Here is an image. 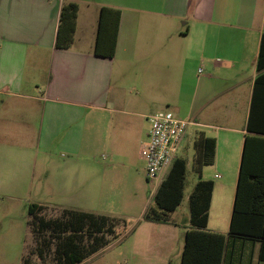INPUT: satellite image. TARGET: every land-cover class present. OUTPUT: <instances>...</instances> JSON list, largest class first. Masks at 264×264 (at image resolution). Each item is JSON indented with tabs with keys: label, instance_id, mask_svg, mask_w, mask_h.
Instances as JSON below:
<instances>
[{
	"label": "crops",
	"instance_id": "1",
	"mask_svg": "<svg viewBox=\"0 0 264 264\" xmlns=\"http://www.w3.org/2000/svg\"><path fill=\"white\" fill-rule=\"evenodd\" d=\"M67 2L77 5V15L63 49L55 40ZM103 6L119 11L111 57L94 53ZM263 31L264 0H0L3 127L12 128L10 115L18 114L22 127L34 129L37 112L36 142L44 154L52 146L72 157L85 153L68 166L91 162L87 147L101 131L105 171L142 160L148 116L170 108L189 122L180 146H193L200 135L215 140L213 162L200 179L212 182L204 230L225 236L221 264H264L260 240L228 233ZM86 179L81 171L62 174L60 190L48 182V196L36 204L103 215L87 207ZM65 184L73 191L64 193ZM145 223L130 242L131 264H180L189 213L183 223L170 217Z\"/></svg>",
	"mask_w": 264,
	"mask_h": 264
},
{
	"label": "trees",
	"instance_id": "2",
	"mask_svg": "<svg viewBox=\"0 0 264 264\" xmlns=\"http://www.w3.org/2000/svg\"><path fill=\"white\" fill-rule=\"evenodd\" d=\"M77 5L62 4L59 13L55 47L66 49L72 42L75 30ZM119 21V11L101 7L98 18L94 53L111 57L114 52ZM257 74L254 79L247 131L243 140L237 182L229 222L230 235L260 240L259 259L264 261V31L261 34ZM255 116V117H254ZM255 120V122H254ZM192 170L198 180L188 196L189 227L185 232L180 264H221L225 236L205 231L212 182L200 179L201 169L213 162L215 140L204 135L193 143ZM186 160L176 157L165 177L153 194L160 211L150 210L148 221H165L169 212L180 204L185 186ZM45 206L32 203L28 206V226L35 239L37 256L42 259V249L54 244V264H79L89 255L118 238L117 220L92 212L61 210L57 219H46L41 213ZM146 215V214H145ZM48 233V239L45 238ZM49 239L52 241L49 242ZM86 240V242H84ZM24 257V264L29 261Z\"/></svg>",
	"mask_w": 264,
	"mask_h": 264
},
{
	"label": "rangeland",
	"instance_id": "3",
	"mask_svg": "<svg viewBox=\"0 0 264 264\" xmlns=\"http://www.w3.org/2000/svg\"><path fill=\"white\" fill-rule=\"evenodd\" d=\"M156 111H171L168 107L158 108ZM37 112L35 115L34 129H25L20 123L21 115H10L13 127L9 130L3 127L2 118L6 117L0 112V264H24L23 258L37 260L38 264H54V244L42 249V259L37 256L35 239L28 226V206L32 203L43 201L50 191L48 182H52L56 190H60L62 181L60 176L71 172H84L87 174L86 202L87 207L94 212L107 215L117 220L115 233L119 238L112 239L109 234L105 239L110 242L89 255L81 264H131L136 257L129 252L130 242L138 240L145 226L150 210L157 209L153 194L157 181L147 180L145 162L134 160L129 167L114 165L103 171L102 166H108L104 159L106 152L101 149V131L96 132V142L87 147L90 163L68 166L71 156L63 150L52 146L49 154H44L36 142ZM85 150V148H84ZM194 149L187 143H182L178 154L186 160L184 198L174 213H169L168 218L185 222L188 216L187 195L192 189L195 177L192 170ZM208 166V165H205ZM52 174L49 177L48 174ZM48 175V176H47ZM64 193L72 192L71 185L65 184ZM61 210L46 208L42 217L57 219L62 215ZM146 214V215H145ZM140 224L136 233L132 228ZM48 233L45 238L48 239ZM52 241L49 239V242ZM53 242V241H52ZM86 242V240L84 241ZM34 256V257H33Z\"/></svg>",
	"mask_w": 264,
	"mask_h": 264
},
{
	"label": "built area",
	"instance_id": "4",
	"mask_svg": "<svg viewBox=\"0 0 264 264\" xmlns=\"http://www.w3.org/2000/svg\"><path fill=\"white\" fill-rule=\"evenodd\" d=\"M148 122L147 138L141 144L139 156L145 162L147 180L157 181L156 190L177 157L189 122L169 111L150 114Z\"/></svg>",
	"mask_w": 264,
	"mask_h": 264
}]
</instances>
